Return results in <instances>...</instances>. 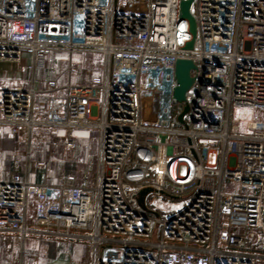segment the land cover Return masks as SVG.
Wrapping results in <instances>:
<instances>
[{
	"label": "built area",
	"instance_id": "2783aa9c",
	"mask_svg": "<svg viewBox=\"0 0 264 264\" xmlns=\"http://www.w3.org/2000/svg\"><path fill=\"white\" fill-rule=\"evenodd\" d=\"M182 1L0 0V64L29 58L35 74L64 53L69 76L0 88V136L101 137L92 182L0 165V234L85 240L91 264H264V0H193L191 49ZM79 54L102 61L73 82ZM178 59L197 65L183 101ZM164 195L184 205L164 217L149 202Z\"/></svg>",
	"mask_w": 264,
	"mask_h": 264
},
{
	"label": "rangeland",
	"instance_id": "374dc122",
	"mask_svg": "<svg viewBox=\"0 0 264 264\" xmlns=\"http://www.w3.org/2000/svg\"><path fill=\"white\" fill-rule=\"evenodd\" d=\"M74 57L76 68L79 69L81 75L79 76L76 69L71 77L73 82H79L78 78L83 80L98 73L94 65H100L101 55L98 54L97 60L93 62L89 56L79 54ZM57 59L48 60L45 68L40 70L39 76L55 77L59 83L63 84L69 79L67 56L59 53ZM29 62L28 58L17 65L21 64V67H24ZM17 65L0 64V73L3 69H7L8 73L17 76L21 73ZM8 83L10 82L0 79V88L8 87ZM236 115L242 119L253 116L247 111H237ZM56 134L61 138L66 135V132L60 130L54 132L53 136ZM71 135L75 141L72 147H68L61 139L57 145L45 141L41 131L35 133L30 141L27 139L14 140L10 133L6 132L0 136V165L8 173L20 172L25 177L29 173L31 180H36L39 175L41 179L44 178L53 184L92 182L99 168L100 132L97 128H92L75 130ZM149 199L154 211L164 217L173 214L184 205L183 199H172L165 195L153 200L150 196ZM51 240L54 239L42 242L29 240L23 244L16 233L0 234V264H91V248L87 241Z\"/></svg>",
	"mask_w": 264,
	"mask_h": 264
},
{
	"label": "water",
	"instance_id": "95a60500",
	"mask_svg": "<svg viewBox=\"0 0 264 264\" xmlns=\"http://www.w3.org/2000/svg\"><path fill=\"white\" fill-rule=\"evenodd\" d=\"M193 0H183L181 2V17L189 20L190 31L192 33V40L187 42L186 48H193L195 39H196V21L194 16L191 13V4ZM197 65L191 59H178L176 61L175 75L177 85L174 88V97L178 101H183L186 98L187 91L193 86L195 82V76L192 75V70L196 69ZM188 110V107L185 108L184 112ZM182 119V116L180 117ZM151 188H145L141 191L140 201H144V196L149 192Z\"/></svg>",
	"mask_w": 264,
	"mask_h": 264
},
{
	"label": "crops",
	"instance_id": "0c3cea01",
	"mask_svg": "<svg viewBox=\"0 0 264 264\" xmlns=\"http://www.w3.org/2000/svg\"><path fill=\"white\" fill-rule=\"evenodd\" d=\"M1 64H4V63H1ZM10 64L15 66L19 63H10ZM17 66L20 68L19 70L21 72L17 76H13L10 73H8L7 69H3V71L0 73V79H2L3 81L7 80L10 82V83H8L9 84L8 87L13 86L15 84H18V82L19 83L21 82L22 84L28 86L32 83L33 79H35L36 85L38 87H40L41 86V80L44 78H47V77H40L39 76L40 69L36 70V72L34 74L30 69L21 67V64H20V66L19 65H17ZM18 67H17V69H18ZM17 79H19V81ZM24 79H26V81H24ZM78 79H80V78H78ZM20 80H22V81H20ZM6 132L9 133V130L6 129L4 133H6ZM1 169H2V176L4 178H8L13 172V171H11L8 173V172H5V170H3L2 167H1ZM43 180H44V178L40 179L39 181H43ZM58 239H64V238H56L54 240H58ZM54 240H51V241H54ZM76 241H79V240H76Z\"/></svg>",
	"mask_w": 264,
	"mask_h": 264
},
{
	"label": "trees",
	"instance_id": "16d2710c",
	"mask_svg": "<svg viewBox=\"0 0 264 264\" xmlns=\"http://www.w3.org/2000/svg\"><path fill=\"white\" fill-rule=\"evenodd\" d=\"M55 58L57 59V56H55ZM55 58H53V59H55ZM53 59H52V60H53ZM57 60H58V59H57ZM40 70H41V69H40ZM80 75H81V74H80ZM80 75H79V76H80ZM77 80H78V79H77ZM79 81H82V80L79 79ZM37 177H38V178H37L36 180H33V181H39V180L41 179V176L38 175Z\"/></svg>",
	"mask_w": 264,
	"mask_h": 264
}]
</instances>
